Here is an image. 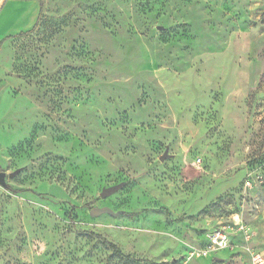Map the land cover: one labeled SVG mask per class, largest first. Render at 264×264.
I'll list each match as a JSON object with an SVG mask.
<instances>
[{"label": "rangeland", "instance_id": "rangeland-1", "mask_svg": "<svg viewBox=\"0 0 264 264\" xmlns=\"http://www.w3.org/2000/svg\"><path fill=\"white\" fill-rule=\"evenodd\" d=\"M0 172V264L264 254V0H0Z\"/></svg>", "mask_w": 264, "mask_h": 264}, {"label": "built area", "instance_id": "built-area-1", "mask_svg": "<svg viewBox=\"0 0 264 264\" xmlns=\"http://www.w3.org/2000/svg\"><path fill=\"white\" fill-rule=\"evenodd\" d=\"M251 185V182H247ZM241 234L246 242L245 253L248 254L246 264H264V254L254 250L249 242L252 240L253 233L246 224L242 222H222L209 234L205 248L198 251L202 257H213L218 250L231 248L233 245L232 237Z\"/></svg>", "mask_w": 264, "mask_h": 264}, {"label": "water", "instance_id": "water-1", "mask_svg": "<svg viewBox=\"0 0 264 264\" xmlns=\"http://www.w3.org/2000/svg\"><path fill=\"white\" fill-rule=\"evenodd\" d=\"M168 157V154L165 153L164 155H162L160 157L161 160H165ZM16 172L11 173L10 176L15 175ZM5 178V172H0V183L3 186H6V183L4 181ZM121 188V185H117V186H113V187H109V188H104L103 191L100 193V196L102 198H106L110 195H112L113 193H115L116 191H118ZM104 213H109V214H114V212L112 211V209L108 206H102V207H93L90 210V215L93 217L99 216L101 214Z\"/></svg>", "mask_w": 264, "mask_h": 264}, {"label": "trees", "instance_id": "trees-1", "mask_svg": "<svg viewBox=\"0 0 264 264\" xmlns=\"http://www.w3.org/2000/svg\"><path fill=\"white\" fill-rule=\"evenodd\" d=\"M23 34H25V33H24V32H21L19 35H23ZM6 187H7V186H6ZM109 245H110V247H112V248L115 249L116 251H119V249L117 248V246H116L115 244L109 242Z\"/></svg>", "mask_w": 264, "mask_h": 264}, {"label": "crops", "instance_id": "crops-1", "mask_svg": "<svg viewBox=\"0 0 264 264\" xmlns=\"http://www.w3.org/2000/svg\"><path fill=\"white\" fill-rule=\"evenodd\" d=\"M245 257H246V255H245ZM205 259H206L205 263H209L210 262V260L208 258H205ZM242 259H243L244 264H246L247 258H246V260L244 258H242Z\"/></svg>", "mask_w": 264, "mask_h": 264}]
</instances>
